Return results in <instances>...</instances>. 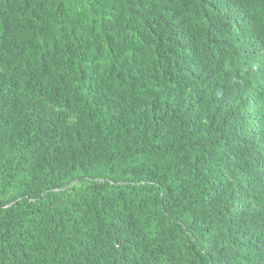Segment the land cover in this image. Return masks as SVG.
<instances>
[{"label": "trees", "instance_id": "1", "mask_svg": "<svg viewBox=\"0 0 264 264\" xmlns=\"http://www.w3.org/2000/svg\"><path fill=\"white\" fill-rule=\"evenodd\" d=\"M0 264H264V0H0Z\"/></svg>", "mask_w": 264, "mask_h": 264}]
</instances>
